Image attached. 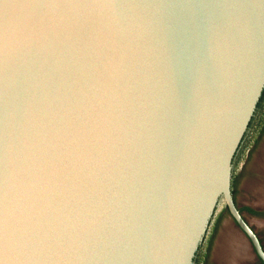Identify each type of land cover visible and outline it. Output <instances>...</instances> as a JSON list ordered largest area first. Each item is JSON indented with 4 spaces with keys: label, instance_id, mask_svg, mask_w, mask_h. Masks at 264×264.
I'll use <instances>...</instances> for the list:
<instances>
[{
    "label": "water",
    "instance_id": "95a60500",
    "mask_svg": "<svg viewBox=\"0 0 264 264\" xmlns=\"http://www.w3.org/2000/svg\"><path fill=\"white\" fill-rule=\"evenodd\" d=\"M264 90V0H0V264H194Z\"/></svg>",
    "mask_w": 264,
    "mask_h": 264
},
{
    "label": "rangeland",
    "instance_id": "374dc122",
    "mask_svg": "<svg viewBox=\"0 0 264 264\" xmlns=\"http://www.w3.org/2000/svg\"><path fill=\"white\" fill-rule=\"evenodd\" d=\"M245 151L246 153H244L240 162L238 159L239 164L234 175V196L238 206L242 209L245 219L257 231L264 246V194H262L264 192L261 191L262 195H259L260 192H258L259 189L264 190V170L259 164V160L262 158L264 151V126L261 133H257L256 137L248 143ZM246 206L254 208L257 212L249 211L245 208ZM217 213L216 217L221 214L219 222L215 231L210 236V242L204 248L203 255L205 254V256L201 258V264H227L219 258L217 249L226 224L230 225V228L234 230L236 235L244 241L249 251L247 253L249 256L245 264H262L249 239L230 214L224 210V205L218 208Z\"/></svg>",
    "mask_w": 264,
    "mask_h": 264
},
{
    "label": "flooded vegetation",
    "instance_id": "af4514ba",
    "mask_svg": "<svg viewBox=\"0 0 264 264\" xmlns=\"http://www.w3.org/2000/svg\"><path fill=\"white\" fill-rule=\"evenodd\" d=\"M264 126V102L262 103L261 107L258 108L257 112H255L250 124H249V127H248V130L247 132L245 133L242 141H241V144L234 156V159H233V169H232V184H231V188H232V194H233V198L236 202V199H235V196H234V175H235V172H236V169H237V165L239 164L238 163V159H239V162L241 161L242 157L244 156V153H246V148L248 147V143L250 141H252V139L254 137H256L257 133H261V130ZM253 137V138H252ZM237 204V202H236ZM238 206V204H237ZM238 208L241 210V213H242V209L238 206ZM224 210H226L229 214V209H228V206L227 204L225 203L224 204ZM217 211L215 212L211 222H210V225H209V228L206 232V235L204 237V240L203 242L201 243L197 253H196V256L194 258V264H201V258L205 256V254L203 255L204 253V248L207 246L206 244L210 242V236L213 234V232L215 231L216 229V226L219 222V218H220V215L219 214L217 217ZM243 214V213H242ZM231 216V214H230ZM244 216V215H243ZM232 217V216H231ZM216 219V221H215ZM203 255V256H202ZM260 259V258H259ZM261 261V259H260ZM263 262V261H261Z\"/></svg>",
    "mask_w": 264,
    "mask_h": 264
},
{
    "label": "bare ground",
    "instance_id": "6f19581e",
    "mask_svg": "<svg viewBox=\"0 0 264 264\" xmlns=\"http://www.w3.org/2000/svg\"><path fill=\"white\" fill-rule=\"evenodd\" d=\"M262 154L263 156L259 160V164L264 170V151ZM261 191L264 192V190L259 189V195L264 194ZM230 227V225L226 224V227L222 231V237L220 238V243L218 242L219 244L217 247L218 256L227 264H245V261L249 256V254H247L249 251L244 241L241 240Z\"/></svg>",
    "mask_w": 264,
    "mask_h": 264
},
{
    "label": "trees",
    "instance_id": "16d2710c",
    "mask_svg": "<svg viewBox=\"0 0 264 264\" xmlns=\"http://www.w3.org/2000/svg\"><path fill=\"white\" fill-rule=\"evenodd\" d=\"M264 102V90H263V93H262V96H261V98H260V101H259V103H258V105H257V109H256V111L255 112H257V110H258V108H260L261 107V105H262V103ZM245 208H247L249 211H251V212H257V210H255L254 208H252V207H250V206H246ZM262 264H264V262H262Z\"/></svg>",
    "mask_w": 264,
    "mask_h": 264
}]
</instances>
